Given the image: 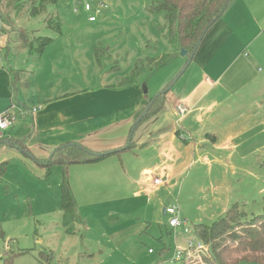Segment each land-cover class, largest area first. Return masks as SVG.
Segmentation results:
<instances>
[{"label":"rangeland","instance_id":"obj_1","mask_svg":"<svg viewBox=\"0 0 264 264\" xmlns=\"http://www.w3.org/2000/svg\"><path fill=\"white\" fill-rule=\"evenodd\" d=\"M75 1L56 0L45 12L33 15L28 13V8L38 0H0V63L2 59L6 65L21 66L23 77L28 79L40 70L38 78L33 79V86L49 93L48 87L52 84V88L57 85L61 89L115 83L116 76L128 73L136 60L147 63L149 59L158 60L169 54L163 64L151 71L144 68L137 77L146 96L162 92L168 84L170 89L160 116L141 122L134 131L132 139L137 147L134 145L133 152L124 157V168L138 172L147 167L160 175L163 166L171 165L179 151H184L185 162L181 163L180 175L173 181L150 189L152 193H143L141 198L132 197V191L138 186H131L124 178L105 180L70 173L81 220L74 221L66 231L60 206V165H51L46 173L44 167L28 157L25 162L9 157L7 168L0 171L3 237L0 236V249L10 242L14 250H29L17 256L14 264H170L174 240L167 225L168 216L163 214L168 205H179L181 216L190 228L189 237L193 239L195 224H211L234 202L240 203L249 215L262 212L264 93L258 96L259 101L254 106H250L249 101H238L236 111L227 115L231 119L240 112L244 116L240 121L247 122L254 120L247 119V115L261 113L260 118L255 119L261 122L260 132L245 131L233 138L231 148L226 145L225 149H219V143L225 141L229 132L225 129L217 144L212 141L214 137L211 140L206 135L198 150L185 149L186 144L180 141L181 138H185V142L192 140L184 131L190 132L191 123L194 127L197 123L201 129L207 128L205 132L221 128V107H216V111L208 108L205 113L194 112L189 116V119L192 117L190 122L185 115L177 120L176 111L174 114L171 110L174 101L170 103L169 95L184 96L200 78L202 65L194 55L187 61L182 49L171 45L165 34L164 14H148L145 10L148 0H81L91 5L90 11ZM101 4L104 6L99 8ZM74 7L78 10L74 11ZM89 16H94L95 20L90 22ZM219 18L228 26L229 47L215 55L214 61L220 67L230 61L236 50H241L243 56L251 55L250 68L255 69L258 78L264 79V0H229ZM38 36L52 38L46 47L60 53V59L65 56L66 48H73V62L62 65L59 60L51 61L50 53L40 59L43 52L30 54L21 48L27 39L37 47ZM248 45L252 46V53ZM94 47L106 49L101 51L99 62L95 60ZM26 58L33 64L30 60L24 63ZM47 70L51 73L43 76ZM26 87H22L21 94L32 109L36 95L31 83ZM206 102L207 98H203L196 107L203 110ZM228 106L234 110L232 103ZM176 130L180 131L177 137ZM171 147L173 150L169 149ZM115 159L112 156V161ZM1 164L0 169L6 166ZM156 188H159L157 193ZM164 245L168 250L160 255ZM178 245H184L182 238ZM148 249L153 253L149 254ZM207 254L208 248L192 253L189 261L205 264Z\"/></svg>","mask_w":264,"mask_h":264},{"label":"crops","instance_id":"obj_2","mask_svg":"<svg viewBox=\"0 0 264 264\" xmlns=\"http://www.w3.org/2000/svg\"><path fill=\"white\" fill-rule=\"evenodd\" d=\"M83 12L85 13L86 11ZM255 21H257L258 25L261 24L260 20L257 18ZM227 28V24L219 18L204 34L198 46L199 48L194 54V59L196 58L195 60L199 65H202L203 70L197 82L189 88L187 92L189 95L185 96L187 93L181 97L177 93L169 95L171 99L170 103L172 100L174 101V105H171V110L174 111V114L175 107L179 104H184L188 107V111L184 118L188 119L190 114H194V112L205 113V111H208V108L209 111H216V107H221L219 113V120L221 122L220 130H209L205 132L207 128L201 129L197 123L194 127L191 123L189 127L190 132L186 129L184 131L187 134L189 133V137H191L192 140H190V142H185L186 139L181 138L180 141L186 144L185 149L192 148L194 151L198 150L203 143L202 138L206 134H210L211 140L214 137L212 141L215 145L218 143L220 137H223L224 133H222V130L225 129L229 132L224 138L225 141L221 144L219 143V149H225L226 145L228 148H231L230 146L234 141L233 138L237 136L240 137L245 131L256 130V132H260L261 122L255 119L260 118L261 113L257 115L253 113L252 116L247 115V119H254L247 122L240 121V119L244 118L240 112L231 119L227 116L228 113L236 111L235 105L238 104V101H249V105L254 106L259 101L258 96L264 93V79L258 78L255 69L250 68V54L247 53V55L243 56L241 50H236L235 55L230 58V61L224 62L226 64L220 67L219 64L214 61L215 55H218L224 48L226 50L229 47L226 38ZM28 43V39L26 42L24 40V45L21 47L26 52H28ZM15 47L19 48L20 46ZM47 48L48 46L39 57L40 59L50 53L51 56L49 58L51 61L59 60L62 65L73 62L75 56L73 48H66L63 59H60V53L55 49L51 52V49ZM248 49L250 53H252L251 45H248ZM86 54L89 55V52H86ZM29 60L30 58H26L23 62L27 63ZM1 61L0 114L8 110L7 107L10 103L9 97L12 86L7 69L10 68L20 71L22 69L21 66L6 65L2 59ZM30 62L33 64V61L30 60ZM47 73H51V71L47 70L43 76ZM40 74V70H37L36 74L30 77L29 80L23 77L21 71V82L25 85L31 83V88L34 95H36V103L32 102V108H40L29 114L31 108H29L30 106L23 100L25 96L21 94V92L23 93L21 87L18 92L20 103L9 108L13 113H18V115H16L18 119L9 129L0 132V160L4 159V161L10 163V158H16L25 162L28 156L15 146L8 144L7 141L12 139H23L28 134L29 138L26 142V147L38 158L47 157L55 147L66 142H77L98 151L118 149L125 145L137 115L144 108L147 98L150 97L144 94L137 80L127 86L119 85L118 83L123 75L116 76L118 80L115 77V83H98L97 85L85 86L83 88L66 86L58 89L59 87L57 85L56 88H52L54 85L52 84L48 87L49 93H43L40 87L34 88L33 86V79L36 76L38 78ZM23 88L27 87L25 86ZM24 95H26V91ZM203 98H207V102L205 108L202 110V108L196 107V104ZM229 98H231V100ZM227 99L230 101L225 102ZM166 101L168 102L167 94L165 104ZM231 103L235 106L234 110L228 106V104ZM23 104H25L28 109L24 108L25 106H23ZM162 110L151 118L160 116L159 114ZM191 120L192 117L189 119V122ZM182 133L183 131L181 134ZM175 134L177 137L178 134L176 131ZM133 143H135V141H133ZM135 146L137 147V145ZM228 148L226 150H230ZM169 149L173 150V147ZM129 152H133V149L123 151L119 154H112L97 163L70 165L69 179L72 188L74 187L72 184L73 178L70 177V173H81L83 176L86 175L87 178L97 176L105 180L116 179L118 181L124 178L131 186H138V188L132 191V197L134 196V198H141L143 197V193L151 192L150 189L154 190V188L151 186L149 178L145 176V173L152 168L145 167L138 172L134 171V168L133 170L131 169V171H125L124 157L126 154H129ZM179 152L180 153L173 158L171 165H164L161 169L162 174L160 175H163L165 171L170 172V176H168L166 182L163 183L165 186L180 175L179 167L181 163L185 162V155L184 151ZM112 156L116 157V161H112ZM117 162L119 163L118 167ZM155 175L158 174L155 172ZM120 189L121 186L119 185V190ZM158 189H155V193L158 192ZM119 194H122V191H120ZM163 214L166 216L164 211Z\"/></svg>","mask_w":264,"mask_h":264},{"label":"trees","instance_id":"obj_3","mask_svg":"<svg viewBox=\"0 0 264 264\" xmlns=\"http://www.w3.org/2000/svg\"><path fill=\"white\" fill-rule=\"evenodd\" d=\"M229 0H148L145 4V10L148 14H157L162 12L165 19L166 38L177 50H185L187 61L192 59L198 47L197 42L202 41L206 31L219 19L225 10ZM56 0H38L28 8V13L39 14L47 10V7L54 4ZM101 7V6H99ZM58 27V21L55 22ZM54 24V23H52ZM37 47L34 42L29 40L28 52L30 54L40 55L46 45L52 40L50 37H36ZM199 43V44H200ZM199 46V45H198ZM105 48L95 47V55L97 62L100 61L101 51ZM170 55L162 57L160 60L153 58L147 63L142 59L135 61L132 69L123 75L119 81V85L127 86L137 80L138 75L144 68L150 71L163 64ZM11 78V93L9 97V105L20 103L19 89L26 85L21 82L20 70L7 69ZM170 89L169 84L155 95L147 98L144 108L137 115L131 133L125 145L114 150L98 151L86 147L77 142H66L55 147L45 158L34 156L26 147L29 134L23 139L8 140L7 143L15 146L17 149L25 153L36 165L44 167L46 173L49 172L51 165L58 164L61 167V184H60V206L63 215L65 230L68 231L74 221L81 220L76 199L70 185L69 167L72 164L97 163L112 154H119L123 151L132 149L133 133L138 125L154 116L165 106L166 94ZM164 91V92H163ZM145 92V90H144ZM24 108L28 109L25 104ZM176 109V108H175ZM174 109V110H175ZM29 112V111H28ZM31 114V112H29ZM13 123L11 126H13ZM180 135V131L176 130ZM210 137V134H206ZM205 135V136H206ZM6 164L1 172L7 168V161L0 162V165ZM0 236L2 231L0 228ZM194 233L199 240L207 245L208 254L205 264H239L240 262L264 264V209L258 214L249 215L240 203H232L215 221L207 225L197 223L194 225ZM3 238V237H2ZM166 245L162 246L159 251L160 255L167 252ZM28 249L14 250L10 242L0 249V259L2 264H14L17 256L28 252ZM171 264H202L189 263L183 257L178 262Z\"/></svg>","mask_w":264,"mask_h":264},{"label":"built area","instance_id":"obj_4","mask_svg":"<svg viewBox=\"0 0 264 264\" xmlns=\"http://www.w3.org/2000/svg\"><path fill=\"white\" fill-rule=\"evenodd\" d=\"M75 2L82 4L84 10L86 11H90L92 9L89 3H82L81 0H76ZM100 6L103 7L104 5L101 4ZM77 10L78 8L74 7V11ZM94 19H95L94 16H89V21H93ZM38 108L40 107H33L31 109V113L35 112ZM175 108H176L175 111L177 115V120L183 117L188 111V107L184 104H179ZM17 119L18 118L16 114L10 111L9 109L6 110L4 113L0 114V132L11 127V125L15 123ZM145 176H148L150 184L154 188L158 185L165 183L166 178L170 176V172L165 171L163 175H155V173L152 170H150L145 173ZM165 213L168 216L167 225L172 233L174 240V251L172 257L169 260V263L171 264L174 262H178L183 257L186 258L187 262L195 263V262H190L189 257L191 256L192 253L206 250L207 248L206 244L203 243L201 240H199L196 235L194 239L189 237L190 228L188 226L186 219L181 216L179 205L177 204L168 205L165 208ZM180 238L183 239V243H184L183 246L178 245V240ZM148 253L152 254L153 250L148 249Z\"/></svg>","mask_w":264,"mask_h":264},{"label":"water","instance_id":"obj_5","mask_svg":"<svg viewBox=\"0 0 264 264\" xmlns=\"http://www.w3.org/2000/svg\"><path fill=\"white\" fill-rule=\"evenodd\" d=\"M199 43H200V41L197 42L196 47H198ZM181 53H182L183 55H185V54H186V51H185V50H182ZM188 63H189V62H188ZM187 65H188V64H187ZM179 76H180V75H179ZM179 76H178V77H179ZM178 77L176 78V80L178 79ZM163 92H164V91H163Z\"/></svg>","mask_w":264,"mask_h":264}]
</instances>
